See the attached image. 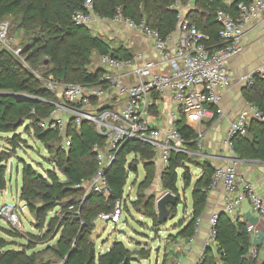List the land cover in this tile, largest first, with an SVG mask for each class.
<instances>
[{
	"label": "trees",
	"instance_id": "16d2710c",
	"mask_svg": "<svg viewBox=\"0 0 264 264\" xmlns=\"http://www.w3.org/2000/svg\"><path fill=\"white\" fill-rule=\"evenodd\" d=\"M177 1L91 0V5L93 12L100 18L114 19L120 11L125 18L138 23L145 21L166 39L176 30L177 13L172 6ZM239 1L242 0H237L230 6L221 0L201 2L197 7L203 10L204 15L197 17L194 15L200 13L197 11L193 13L192 20L211 37L212 42H219L216 12L223 9L234 13ZM86 2L87 0H0V24L3 21L10 23L11 37L13 28L26 32L21 49L24 61L14 53L0 48V134L16 133L18 128H24L26 134L33 133L50 151H55L58 160L54 165L62 175L60 177L53 170L44 176L30 165L22 168L20 200L35 217L39 230H43L48 223L47 232L40 239L46 240L53 234L55 239L60 233L56 243L51 247L47 246L45 250L51 252L54 258L41 259L40 252L31 246L33 240L30 237L13 227L0 226V264H52L56 261H64V264H133L136 256L143 260L150 258L151 250L133 252L118 241L108 252L97 254L90 237L97 219L101 215L113 213L117 202L123 201L130 174L138 172L139 159L147 173L140 187L150 186L156 171L155 153L151 146L142 141L127 142L106 174L110 194L105 196L92 192L84 197V191L77 186L83 180H90L98 171L93 147L96 144L103 146L104 137L97 132L95 124L88 121L77 125L71 120L66 136L59 131L40 128V123L49 118L56 109V104L61 102L59 97L40 84L34 74L48 68L46 59L53 66L50 74L58 81L105 88L106 83L101 81L103 70L88 69L93 56H111L123 60L133 57L129 49L123 46L113 48L103 38L93 35L91 29L73 21L75 12L87 11ZM254 78V85L246 89L244 96L248 103L264 114V80L258 75ZM175 126L185 138L187 149L195 153L198 150L199 134L187 124L186 116L181 115ZM65 138L71 140L70 147L60 149L55 145ZM8 141L15 147L21 142V137L15 135ZM233 151L240 160L264 161V122L253 120L246 136L233 139ZM130 156L134 157L132 162L128 161ZM12 157L10 152H0V192L7 190V168L3 163ZM192 162L189 155L172 153L161 179L166 192L179 196L180 175L184 187L187 189L190 186L192 175L187 165L193 164ZM195 167L201 174L192 190L193 211L189 220L181 224L179 232L168 238L172 242H188L195 236L196 223L205 211L212 189L216 168L209 162H198ZM87 206H92L93 209L88 210ZM133 206L142 217L151 220L152 230L159 233L170 217L175 216L179 203L168 204L169 215L166 222L160 221L157 204L151 197L138 194V200L133 202ZM53 211L57 215L48 221L49 214ZM1 233L15 240L28 237L29 244L9 249L16 241H7ZM214 233L215 248L203 254L201 264H250L249 255L253 243L246 222L233 220L226 213H219ZM257 260L254 264H264V261L259 263Z\"/></svg>",
	"mask_w": 264,
	"mask_h": 264
},
{
	"label": "built area",
	"instance_id": "2783aa9c",
	"mask_svg": "<svg viewBox=\"0 0 264 264\" xmlns=\"http://www.w3.org/2000/svg\"><path fill=\"white\" fill-rule=\"evenodd\" d=\"M213 0H178L172 9L177 13L176 30L166 39L158 30L150 28L145 21L135 22L122 16L118 11L114 21L122 22L129 28L146 37L153 46L152 53L138 52L131 59H116L111 56L101 57L99 64L103 70L101 81L106 87H91L82 84H67L60 96V103L49 118L40 123L43 130L59 131L66 136L71 120L77 125L83 122L95 124L97 132L104 137L103 146L96 144L93 152L97 156L98 171L90 180H83L77 188L84 191V197L90 193L105 196L110 194L107 182V171L113 165L120 149L129 141H142L154 150L155 161L163 169L169 164L172 153L197 155L203 148V133L201 124L207 120L222 117L220 107L223 93L231 88L232 78L229 71L230 61L245 51L244 37L249 24L259 20L264 14V0H242L237 3L234 13L220 9L216 12L219 26V42H212L211 37L204 33L192 20L195 12L202 11L197 7L201 2L211 3ZM230 6L237 0H221ZM91 0H87V11H77L73 21L90 29L93 16ZM98 16V15H97ZM0 48L6 49L20 58L22 50L17 48L15 38L10 36V23L0 24ZM24 61V59H23ZM36 76V73H34ZM264 80V64L257 74ZM244 78L248 87L254 85V76ZM132 77L134 82L126 83L125 78ZM37 77V76H36ZM40 79V77H37ZM53 91V88L50 89ZM112 92L118 94V102L114 106L107 105ZM170 92L172 108L169 112L170 125L159 128L152 124L154 113L159 110L161 97ZM181 115L186 116V122L197 131V151L190 152L186 140L175 126ZM189 116V118H188ZM264 122V114L254 105L231 123L225 144L231 149L233 156V139L246 136L250 123ZM64 148L71 146V140L65 138ZM239 161H232L217 167L212 189L222 185L224 190V213L233 220L245 202H249L253 212L264 218V198L257 192L255 185L239 177ZM26 206L5 203L0 206V216L11 226L21 231L20 215ZM122 202H117L115 211L99 218L115 225L123 217ZM218 214L210 219L211 238L214 239V227ZM201 218L196 223L195 236L187 243H192L199 233ZM251 237L255 234V226L248 225ZM253 260L259 253L255 248L251 251ZM202 263V257L198 264ZM52 264H64L56 261ZM173 264H182L177 258Z\"/></svg>",
	"mask_w": 264,
	"mask_h": 264
},
{
	"label": "rangeland",
	"instance_id": "374dc122",
	"mask_svg": "<svg viewBox=\"0 0 264 264\" xmlns=\"http://www.w3.org/2000/svg\"><path fill=\"white\" fill-rule=\"evenodd\" d=\"M202 12L203 10L199 8ZM197 17H203L202 13L194 14ZM193 15V17H194ZM19 20V18H18ZM11 21V20H10ZM17 21V20H16ZM201 21V20H200ZM12 23V21H11ZM102 29V28H101ZM91 32L95 36H99L104 40L109 41L113 47L119 48L122 46V36L124 35L123 30L120 27H112L111 25H105L103 30H96L95 25L91 28ZM12 36L15 38V42L17 44L18 49H23V43L25 38V30L13 28ZM117 45V46H116ZM24 56L20 60L23 61ZM101 61V57L98 55H94L91 61V64L88 66L90 71H97L99 68V64ZM48 64V68L42 69L40 72H35L37 77H40V84L50 91L55 96H60L65 85L64 82L58 81L50 71L53 66L50 64V61L46 59ZM27 68H30L29 65L25 64ZM156 115V113H154ZM163 118H166L165 114ZM189 118V116H188ZM15 135L21 137V142L15 147L9 144L8 139L13 138ZM61 143L55 144L60 149H64V141ZM0 152H10L13 156L8 161L4 162L3 165L7 168V194L0 192V206L5 203L9 204H18L20 206H24L25 204L20 200V193L22 188V168L24 165H30L38 172L46 176L48 171L55 170L60 177H62L59 168L54 165V162L58 160V156L55 151H50L43 143H41L38 138L33 134L24 133V128H18L16 133L11 134H0ZM196 155H191L192 163L187 166L190 167L192 182L190 186L186 189L184 187V182L180 175V180L178 184V188L180 190V194L178 197H175L174 194L166 192L163 189L162 184V173L163 167L160 163H156V171L155 177L151 182L148 188H141V184L145 181L147 173L145 167L142 163V160L139 159V164L137 166L138 172L130 174L127 186L125 187V193L122 201L123 206V217L121 222L117 225L103 221L98 218L96 221V227L93 231L90 241L95 244L97 254H101V247L103 245L108 246L109 244H114L117 241L123 242L128 249H134L137 247V242H146L143 246L151 252H153V264H155L156 251L159 249L161 252L166 247V242L170 241L168 239L169 235H176L179 232V227L182 223L189 220L190 213L192 211V190L194 188V184L197 178L200 176L201 171L195 167L196 163L200 162L199 158L195 157ZM133 156L128 157V161L132 162ZM11 165H13V174L11 173ZM180 174L182 171L179 172ZM138 194L144 195L145 197H151L155 200L156 204L159 200L166 197L167 194L174 196V201L176 204L179 203V206L174 213L170 217V220L161 227V231L159 233L154 232L152 227L146 219L142 217L133 206V202L138 200ZM88 210L93 209L92 206H87ZM21 219V231L25 236L30 237L33 242H31V246L35 247V251L40 252V258L43 260L52 259L51 252H45L47 245L56 243V240L60 237V233L57 234V237L53 239L54 234L50 235L46 240L40 239L41 236L47 232V225L43 230H39L36 226L35 217L29 212V210L25 209L24 213L19 214ZM55 211L49 214V220L56 217ZM150 225V226H149ZM0 226L4 228H11V224L3 217L0 216ZM2 237L7 239V241L12 242L16 241V244L11 245L9 249L12 248H21V245H28V237L14 239L11 237H7L2 234ZM159 236V237H158ZM53 239V240H52ZM167 239V240H166ZM173 243L172 241H170ZM15 243V242H14ZM103 247V251L106 252V247ZM152 248V249H150ZM258 262L261 263L264 261V249L263 251H258ZM252 258V257H251ZM137 261H134L133 264H139ZM142 264H150L149 260L144 261L141 260Z\"/></svg>",
	"mask_w": 264,
	"mask_h": 264
},
{
	"label": "crops",
	"instance_id": "0c3cea01",
	"mask_svg": "<svg viewBox=\"0 0 264 264\" xmlns=\"http://www.w3.org/2000/svg\"><path fill=\"white\" fill-rule=\"evenodd\" d=\"M94 25L96 30H103L105 25L120 27L123 30L122 33H124V35L121 37L122 46L129 49L133 55L138 52H144L148 54L152 53L153 51L152 43L146 37L129 28L122 22H116L112 19H103L95 14L93 16L90 29ZM244 44L245 51L241 55L233 58L229 63L232 86L223 93V100L220 105L223 111V116L216 117L212 120H207L206 122H203L200 127L204 136L203 148L197 152L196 156L199 158L201 163L209 162L215 168L226 165L227 163L231 162V157H234L231 149L225 144V138L231 123L239 116L242 111L247 110L251 105L246 101L244 96L245 91L248 88L244 78L257 74L260 67L264 64V14L259 20L253 21L249 24V29L244 37ZM124 81L126 83H130L132 81L134 82L131 76L129 78H125ZM117 102L118 94L116 92H112L111 98L106 104L109 106H114L117 104ZM172 105L171 93L166 92L161 97V101H159V110L155 112L156 115L151 119V122L154 126L165 128L170 125L169 112L172 108ZM164 114L166 118H163ZM187 123L189 124V122ZM238 170L239 177L253 183L257 192L264 198V161L241 160L239 161ZM11 173L13 174V172ZM7 190L1 193L7 194ZM223 212L224 190L222 185H217L209 192L207 205L203 215L201 216L202 222L199 233L197 234L195 240L188 246H186L187 242L184 240H178L177 242L173 243L167 241L165 249H163L161 252L159 249L156 251L155 264H173L177 258L182 259V264H198L205 252H207L209 249L213 250L215 248V241L211 238L212 229L210 226V219L213 215ZM236 217L237 219L246 222L248 225L255 226V234L253 237H251L253 243L252 251L255 248L259 251H263L264 218L257 216L253 212L252 206L249 202L243 203V205L239 208ZM148 221L151 222V220ZM149 224L151 225L152 222ZM170 236L171 235H169L168 238ZM145 243V241L141 243L137 242V247L130 250L133 252H138L142 249H147L143 246ZM54 244L47 246L51 247ZM104 246L105 245L101 247V254L108 252L113 244L105 246L106 252H104L102 249ZM251 255L252 254L249 255L250 264H254L255 260L251 258ZM51 256L53 259V255ZM152 258L153 252H151L150 258L148 259L150 264H153ZM137 259L140 260L138 263L142 264L141 260L143 259H140L138 256H136L135 261H137Z\"/></svg>",
	"mask_w": 264,
	"mask_h": 264
},
{
	"label": "water",
	"instance_id": "95a60500",
	"mask_svg": "<svg viewBox=\"0 0 264 264\" xmlns=\"http://www.w3.org/2000/svg\"><path fill=\"white\" fill-rule=\"evenodd\" d=\"M18 125H16L15 128H17ZM232 161H241L237 157H231ZM11 172H13V165H11ZM175 203L174 196L167 194L166 197L162 198L157 203V210H158V216L161 222H166L168 219L169 211H168V204ZM224 213V212H223Z\"/></svg>",
	"mask_w": 264,
	"mask_h": 264
}]
</instances>
